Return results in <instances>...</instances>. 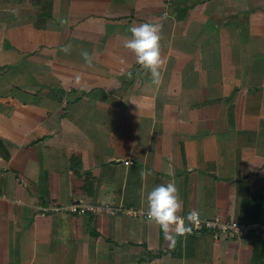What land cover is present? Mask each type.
I'll list each match as a JSON object with an SVG mask.
<instances>
[{
	"label": "crops",
	"instance_id": "1",
	"mask_svg": "<svg viewBox=\"0 0 264 264\" xmlns=\"http://www.w3.org/2000/svg\"><path fill=\"white\" fill-rule=\"evenodd\" d=\"M164 2L0 0V264H264L262 236L44 211L172 182L182 216L264 224V0ZM145 22L159 84L123 46Z\"/></svg>",
	"mask_w": 264,
	"mask_h": 264
},
{
	"label": "clouds",
	"instance_id": "2",
	"mask_svg": "<svg viewBox=\"0 0 264 264\" xmlns=\"http://www.w3.org/2000/svg\"><path fill=\"white\" fill-rule=\"evenodd\" d=\"M166 18V17H165ZM66 23V21H62ZM162 23L145 22L130 27L131 38L124 42V47L130 50L136 57V63L148 70L153 83L159 84L162 81L161 68L163 59L161 56L162 45ZM71 45H63L61 51L66 54L70 52ZM81 55L86 64L92 66V57L87 51ZM79 80V76H77ZM144 175V173H142ZM146 217L149 222L158 225L167 239L175 235H185L190 228L185 226V217L180 213L183 210V203L179 189L172 182L160 184L148 192ZM199 217L196 211H190L186 217L188 222H195Z\"/></svg>",
	"mask_w": 264,
	"mask_h": 264
},
{
	"label": "built area",
	"instance_id": "3",
	"mask_svg": "<svg viewBox=\"0 0 264 264\" xmlns=\"http://www.w3.org/2000/svg\"><path fill=\"white\" fill-rule=\"evenodd\" d=\"M171 0H165L166 9L167 4ZM168 13L165 11L164 16H167ZM136 68L142 70L139 64L136 63ZM4 196L0 193V198ZM45 212L53 213H69L73 215H85L91 214L95 216H117L123 214L127 217L133 219L147 220L146 212L142 209L126 208V207H113L111 205H90L85 204L82 201L74 202L68 206H49V208L44 210ZM188 215V214H187ZM185 217V226L190 228V231L185 235H176V236H187V235H200V234H211L215 240H221L224 237H234L246 239L253 235L264 237V224L251 223V224H240L237 222L224 221L221 218L207 219L199 214L198 219L195 222H188ZM182 216V215H181Z\"/></svg>",
	"mask_w": 264,
	"mask_h": 264
}]
</instances>
